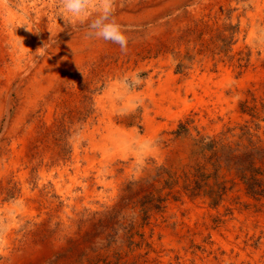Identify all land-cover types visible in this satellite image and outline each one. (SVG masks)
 <instances>
[{"label":"rangeland","instance_id":"rangeland-1","mask_svg":"<svg viewBox=\"0 0 264 264\" xmlns=\"http://www.w3.org/2000/svg\"><path fill=\"white\" fill-rule=\"evenodd\" d=\"M57 2L0 0V264H264V0Z\"/></svg>","mask_w":264,"mask_h":264},{"label":"clouds","instance_id":"clouds-1","mask_svg":"<svg viewBox=\"0 0 264 264\" xmlns=\"http://www.w3.org/2000/svg\"><path fill=\"white\" fill-rule=\"evenodd\" d=\"M57 16L72 29L84 27L90 39H98L118 45L127 52L128 26L116 17V0H58L55 5ZM21 24H25L23 21ZM46 46L38 51L43 56ZM144 83L139 71L125 73L119 80L117 100L120 106L117 114L125 115L143 104V98L132 95Z\"/></svg>","mask_w":264,"mask_h":264},{"label":"bare ground","instance_id":"bare-ground-1","mask_svg":"<svg viewBox=\"0 0 264 264\" xmlns=\"http://www.w3.org/2000/svg\"><path fill=\"white\" fill-rule=\"evenodd\" d=\"M2 1V0H1Z\"/></svg>","mask_w":264,"mask_h":264}]
</instances>
